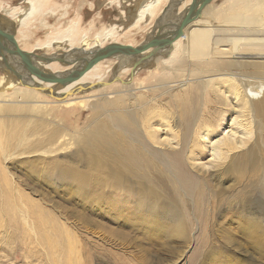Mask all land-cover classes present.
Returning <instances> with one entry per match:
<instances>
[{
    "label": "rangeland",
    "instance_id": "obj_1",
    "mask_svg": "<svg viewBox=\"0 0 264 264\" xmlns=\"http://www.w3.org/2000/svg\"><path fill=\"white\" fill-rule=\"evenodd\" d=\"M22 1L0 0V16ZM110 1L55 0L47 23L79 16L95 33L142 2ZM234 2L213 0L169 60L90 92L86 107L0 61V84L11 80L0 87V264H264V55L251 54L264 49V18L235 27ZM29 30L21 44L48 32ZM110 60L97 74L110 77ZM245 83L259 92L246 97ZM225 137L240 142L220 153Z\"/></svg>",
    "mask_w": 264,
    "mask_h": 264
},
{
    "label": "bare ground",
    "instance_id": "obj_2",
    "mask_svg": "<svg viewBox=\"0 0 264 264\" xmlns=\"http://www.w3.org/2000/svg\"><path fill=\"white\" fill-rule=\"evenodd\" d=\"M50 1L51 8L48 10V2ZM117 2V5L119 6L121 3V0H111ZM110 1V2H111ZM141 4L138 9H134L131 7H128V10L125 11V8L121 7V11L119 12L121 14V17L117 14L116 20L121 18L123 19H132V17L135 15L134 23H132L130 26H122L118 25V22H112L111 25L103 28L98 29L97 32L91 33V27L90 28H84L80 24L81 17L79 19V16L76 18H70L66 25L57 26L58 24L49 25L47 23V18L55 13L56 10H54V6L56 5L55 0H23L22 4L18 6H9L10 8L3 11L2 17L0 16V20L4 22L5 24H10L11 27L14 28L15 32L17 34H20L23 38H29L31 35L32 27L34 29L37 28H44L48 30L43 40H38V42L35 43V45L28 46L27 43L21 44L19 41V45L21 48L26 50L29 53L33 54V59L35 60V63L43 70L48 72H55V73H68L70 72L73 67H67L66 64H63L59 61H45L41 58H34L35 55L46 57V56H67L70 58L78 57V55L82 56L84 54H89L92 51L105 46L112 42H120L123 44H132L134 46H137V42H134V38L136 34H140L142 32H146V35L148 36L147 39H150L151 36L156 34L157 29L155 28L154 24L155 21L159 16H161V13L163 12L164 8L168 5L170 0H141ZM192 0H187L184 5L181 7V10L178 11V15L181 11L185 10L184 6L186 8L191 3ZM213 2V1H212ZM211 2V3H212ZM209 3L205 9L211 4ZM129 5V4H128ZM28 6V7H27ZM50 6V5H49ZM237 7V9L234 11V25L237 28H243V27H257L259 26V21L257 14L263 16L264 18V0H235L234 6ZM7 7V6H5ZM27 7V8H26ZM235 7V8H236ZM124 8V9H123ZM234 8V9H235ZM3 9V7L0 4V10ZM204 9V10H205ZM204 12V11H203ZM47 13L50 15L46 16ZM136 13V14H135ZM185 13V12H184ZM183 13V14H184ZM46 14V15H45ZM132 14V15H131ZM182 14H180L177 17V20L181 19ZM181 16V17H180ZM261 18V17H260ZM50 22V21H49ZM82 22V21H81ZM34 24V25H32ZM52 24V23H50ZM94 24V23H93ZM201 24V21H198L197 23H194L191 25L187 30H185L184 35L181 37H185L187 34H189L191 31L195 30L199 25ZM31 25V26H30ZM31 28H30V27ZM88 26H91V23ZM103 26V25H102ZM7 27V26H6ZM96 30V29H93ZM264 30V29H263ZM263 34V33H262ZM202 35V34H201ZM204 35V34H203ZM201 37V36H200ZM180 38V39H181ZM19 37L17 38V40ZM146 39V40H147ZM178 39L172 48V51L167 57H163L160 60H152L148 63L157 62V66H160L163 62L169 60L175 53V47L177 46ZM204 39V38H203ZM208 39V38H207ZM136 41V40H135ZM199 41V40H198ZM144 42V41H143ZM200 42V41H199ZM206 42V41H205ZM141 44V43H139ZM190 48L192 47L189 46ZM177 49V47H176ZM193 49V48H192ZM223 49V48H222ZM175 50V51H174ZM221 49L219 48L218 51ZM263 50V51H262ZM260 51H257V53H251L254 56L264 55V49ZM255 51V50H254ZM150 51H147L145 54H148ZM80 53V54H79ZM82 54V55H81ZM247 55V56H253V55ZM84 55V56H87ZM5 58L3 56H0V61L4 60ZM8 62H6V66L11 67L13 71L7 69L6 71L9 72V74L16 76L19 80H21L24 84L27 86H31L33 88H37L40 91H49L46 92L50 94L51 96H55L57 98H62L63 96H67L65 99L60 100L61 103L66 104L67 106H81L86 107L90 102L89 93L95 92L96 89L100 90V87L108 86L112 84L113 82H119L118 80L125 82L123 80V76L128 73V75L131 73L133 67H134V57H116V61L114 62L113 66L110 67L108 65L106 69V73L111 74V76H115L112 79L110 77H107L105 74H97V70L101 66V64L105 61H110L112 58L102 60L95 64L91 69H89L87 72H85L79 79L67 84V85H61L59 83L54 82H48L43 80L42 78L38 77L36 74L32 73L28 68L20 67L18 65L15 66L16 62L12 63L10 62V59L6 57ZM119 60V62L117 61ZM113 63V62H112ZM147 63V62H146ZM143 63L136 68V72L138 69L141 68L142 65L146 64ZM155 65V64H154ZM15 66V67H14ZM153 66V65H152ZM100 71V70H99ZM105 72V71H104ZM103 72V73H104ZM131 76V74H130ZM28 77L27 80L24 78ZM129 77V76H128ZM96 78V79H95ZM110 79V81H108ZM130 79V78H129ZM128 79V80H129ZM127 80V79H126ZM127 80V81H128ZM11 80L4 78L1 86L10 87ZM108 81V82H107ZM129 83V82H128ZM92 84H100L96 89L93 90H87L83 89L80 93L88 94L84 96L77 97L76 94L74 96L75 92H78L79 88L86 87ZM249 86L247 83L244 85H241V91H245L246 97L249 96L248 92L251 94H257L258 90H252V88H247ZM237 91L239 89V85L236 84L234 86ZM27 88V87H23ZM25 90V89H24ZM31 90L35 94V89H26ZM33 92H28L29 97L33 94ZM53 92V93H52ZM27 92H25V96ZM32 93V94H31ZM74 96V97H73ZM244 97L245 105L247 98ZM29 100V99H28ZM45 104H42V102H39L38 107H44ZM243 105V106H245ZM246 107V106H245ZM119 122H122L120 118ZM222 142V144H221ZM240 142V141H239ZM238 140H232L231 138L225 137L224 139H221L219 145H218V152L222 153L224 150H233L237 147L239 144ZM132 157V156H131ZM118 183V182H117ZM132 190V189H131ZM131 193V192H130Z\"/></svg>",
    "mask_w": 264,
    "mask_h": 264
},
{
    "label": "water",
    "instance_id": "obj_3",
    "mask_svg": "<svg viewBox=\"0 0 264 264\" xmlns=\"http://www.w3.org/2000/svg\"><path fill=\"white\" fill-rule=\"evenodd\" d=\"M186 1L187 0H170L161 13V16H159L155 21L154 26L157 29L156 34L137 46L132 44H123L120 42H112L92 51L88 55L84 54L87 56L81 54L82 56L78 55V57L74 56L73 58L67 56L41 57L35 55L34 58H41L45 61H59L66 64L67 67H73L70 72L65 74L48 72L41 69L35 63L33 54L27 52L19 45L14 28H8L5 23L0 21V56L5 58L1 62L4 66V70H6L5 67H7V69L13 71L11 67L6 66L5 64L8 62L6 59V57H8L10 62H16L15 66L18 65L20 67L28 68L32 73L36 74L45 81L67 85L79 79L85 72L102 60L116 57H134V67L131 71V76L129 77L130 79L128 80V82H132L137 66L146 62L148 63L149 61L152 62V60L154 61L156 59L163 58L164 56L167 57L172 51L174 43L184 35L185 30L201 19L205 7L213 0H192L187 8L184 6L185 13L182 17L180 16L181 19L177 20V17L179 16L177 13L181 10V7ZM119 12L120 11L117 10L116 14L121 17ZM120 19L117 21L118 25L130 26L134 23L135 15L129 20ZM147 51L150 52L145 54ZM98 86H100V84H92L79 88L78 92L83 89L93 90Z\"/></svg>",
    "mask_w": 264,
    "mask_h": 264
}]
</instances>
